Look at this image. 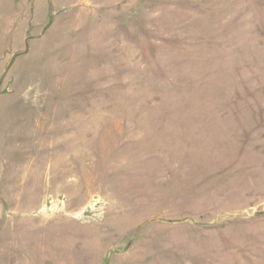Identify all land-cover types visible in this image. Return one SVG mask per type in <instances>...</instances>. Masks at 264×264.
<instances>
[{
  "label": "rangeland",
  "instance_id": "obj_1",
  "mask_svg": "<svg viewBox=\"0 0 264 264\" xmlns=\"http://www.w3.org/2000/svg\"><path fill=\"white\" fill-rule=\"evenodd\" d=\"M0 264H264V0H0Z\"/></svg>",
  "mask_w": 264,
  "mask_h": 264
}]
</instances>
